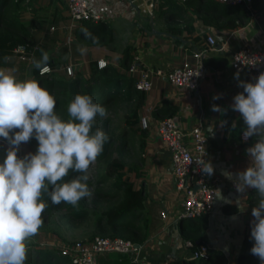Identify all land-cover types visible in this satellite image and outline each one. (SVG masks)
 <instances>
[{
    "label": "crops",
    "instance_id": "0c3cea01",
    "mask_svg": "<svg viewBox=\"0 0 264 264\" xmlns=\"http://www.w3.org/2000/svg\"><path fill=\"white\" fill-rule=\"evenodd\" d=\"M253 2L254 5L247 4L249 14L244 23L231 29L206 24L193 11L183 9L179 16H191L192 31L177 35L167 26L172 24L171 21L180 23L179 16L153 12L156 0H88L90 10L111 26L113 39L106 45H77L73 53L70 42L77 23L68 18L66 0H9L8 14L25 21L34 18L33 21L37 19L38 22L39 18H45L43 25L47 28L28 26V29L35 44L42 45L53 60L54 69L62 70L70 63L74 71L78 70L84 76L90 72V61L99 58L130 75L120 63L121 53L127 45H131L129 53L132 59L135 58L140 65L167 70L187 57L192 58L190 55L195 47H205L208 34L216 40L214 47L203 53L205 75L195 88L197 93L195 89L174 86L164 76L152 75L153 84L141 97L138 116V119L145 116L147 125L143 127L139 120L137 122L140 128L143 127L144 142L140 152L142 159L138 161L140 173L128 175L134 187L144 193L141 213L148 227L147 234L137 250L129 253L101 252L95 256V264H188L196 259L193 248L186 245L179 229L189 218L181 217V194L174 185L170 150L158 134V123L166 116L172 117L182 129L201 122L207 135V161L214 167L211 177L216 178L213 207L204 213L208 221L207 246L224 254L226 260L223 264H239V255L248 252L243 239L253 207L248 196L255 190L237 192L233 181L222 173L236 174L246 169L250 161L245 150L258 139L256 136L243 139V118L231 108L233 97L243 91L238 87V80L251 81L244 70L231 66L232 51L242 45L264 47V0ZM190 37L198 39L194 41L196 45L190 46ZM81 47L86 49L83 55L78 51ZM30 61L32 59L28 58L27 62ZM217 94L220 98L213 99ZM214 104L224 111H212ZM210 125L214 129L212 132ZM7 147V142L1 140L0 163L5 158ZM240 207L246 209L241 211ZM58 229L59 235L41 227L32 238L29 249L59 251L62 245L74 240L61 233V228ZM87 236L81 238L86 239Z\"/></svg>",
    "mask_w": 264,
    "mask_h": 264
},
{
    "label": "trees",
    "instance_id": "16d2710c",
    "mask_svg": "<svg viewBox=\"0 0 264 264\" xmlns=\"http://www.w3.org/2000/svg\"><path fill=\"white\" fill-rule=\"evenodd\" d=\"M16 1V0H15ZM254 1V0H253ZM251 2L250 4L254 2ZM9 0H0V66L9 62L5 57L25 56L35 62L41 58L42 45L35 44V39L28 26L43 28L44 17L33 21L34 18L25 21L20 17L8 14ZM153 12L159 15L166 13L171 16H179L180 12L190 10L202 22L214 27L231 29L244 23L249 11L246 4H230L216 0H156ZM69 18V15H68ZM168 18V17H166ZM181 22H172L167 26L172 33L180 35L182 32H191V16L178 17ZM40 22V23H39ZM53 22V21H51ZM47 28V27H45ZM88 35L86 36L85 31ZM73 41L70 42L71 50L77 45H106L113 39L111 26L104 20L80 19L72 30ZM98 38V43L94 42ZM192 37H190V40ZM198 40L193 37L190 46L196 45ZM201 47H195L199 49ZM131 45H127L121 55V66L127 68L131 62ZM76 48L73 49V53ZM78 58L75 59L77 61ZM203 65L206 61L202 58ZM208 62V61H207ZM26 60L18 62L24 67ZM51 71L41 75L38 69L32 68L33 79L41 86L47 88L56 99V112L63 119H68L67 105L76 94H90L94 99L106 107L108 115L105 118L97 117L96 127L103 130L109 140L105 143L102 154L97 158L95 164L97 173H89V187L92 196L80 202L78 208L61 203L53 205L45 196L48 207L43 213L42 227L59 235V227L68 224L74 226L85 219L91 218L92 227L88 238L95 235L121 236L135 243H141L147 234L148 227L142 219L141 210L144 206V193L142 189H136L128 176H123V171L139 174L138 161L142 159L143 149V127L137 125L139 107L142 95L145 91L137 89L134 85L135 74L127 75L115 66L106 63L102 67L96 65L95 60L90 61V72L84 76L76 70L73 75H68L64 70H55L51 57L48 61ZM65 64V63H64ZM65 66V65H64ZM2 140V139H0ZM126 155L131 156L130 163L124 161ZM128 173V175H129ZM78 173H70L66 179H71ZM252 191V190H251ZM250 191V192H251ZM258 201L257 193L251 192L248 202L254 207ZM193 223H183L179 226L181 235L187 240H193L195 247L207 244V216L205 214L193 217ZM248 217L243 242L248 249L247 253L239 255V264H260L257 257L250 254V248L254 241L250 240V221ZM189 220V219H188ZM226 260L224 254L216 249L207 247L206 253L188 264H223ZM25 264H74L69 256L64 255L56 249L30 248L28 262ZM140 264V263H133Z\"/></svg>",
    "mask_w": 264,
    "mask_h": 264
},
{
    "label": "clouds",
    "instance_id": "9594fccd",
    "mask_svg": "<svg viewBox=\"0 0 264 264\" xmlns=\"http://www.w3.org/2000/svg\"><path fill=\"white\" fill-rule=\"evenodd\" d=\"M94 42L98 43V38ZM78 51L83 55L86 49ZM41 53L33 66L42 69L43 75L50 56L42 49ZM238 87L243 91L233 97L231 108L243 118V139H258L245 150L250 161L246 169L222 174L233 181L237 192L254 189L257 193L258 201L251 209L250 240L254 242L250 254L264 264V72L254 81L238 80ZM219 98V94L213 97ZM212 111L224 109L214 104ZM67 115L68 119H63L57 114L55 97L37 80H20L0 69V139L8 144L0 163V264H25L29 244L44 223L45 196L53 205L78 208L93 194L89 169L109 140L103 130L93 129L96 118H105L108 112L92 95L78 93L68 103ZM209 128L214 130L211 125ZM33 138L36 151L18 155L20 146ZM196 162L207 175L214 173L210 161L201 158ZM70 173L78 175L66 179Z\"/></svg>",
    "mask_w": 264,
    "mask_h": 264
},
{
    "label": "built area",
    "instance_id": "2783aa9c",
    "mask_svg": "<svg viewBox=\"0 0 264 264\" xmlns=\"http://www.w3.org/2000/svg\"><path fill=\"white\" fill-rule=\"evenodd\" d=\"M69 19L77 23L80 19H99L98 14L92 12L88 0H66ZM224 3L249 4L252 0H216ZM206 46L195 49L190 57L185 58L174 67L163 69H149L140 65L135 58L128 66V71L136 75L134 85L141 91L151 88L152 75L164 76L171 84L177 87L195 89L205 75V66L202 62L203 53L213 48L216 40L212 34L206 36ZM22 58H27L21 56ZM107 60L99 58L96 61L98 67H102ZM231 66L236 70H244L251 81L260 72H264V47L254 48L247 45L239 46L231 53ZM51 71V65L45 66ZM64 70L68 75L73 73V65L66 64ZM41 73L42 69L38 70ZM145 116L139 118L140 125H147ZM158 134L161 140L170 150L174 185L181 194V217H197L213 207L216 198L215 180L201 171L196 160L207 161V135L201 122L192 125L188 129H182L172 117H163L158 123ZM243 137V132H242ZM234 186V183H233ZM235 187V186H234ZM140 243L121 236L95 235L92 238L77 239L62 245L60 252L68 255L74 264H95V256L106 251L129 253L138 249ZM186 245L193 248L195 257L203 256L207 251V245L201 244L195 247L192 240H186Z\"/></svg>",
    "mask_w": 264,
    "mask_h": 264
},
{
    "label": "rangeland",
    "instance_id": "374dc122",
    "mask_svg": "<svg viewBox=\"0 0 264 264\" xmlns=\"http://www.w3.org/2000/svg\"><path fill=\"white\" fill-rule=\"evenodd\" d=\"M242 5L245 3H241ZM28 58H22L21 56H9L8 61L6 62V64H3L2 66H0V69H3L7 72L12 73L13 75H15L18 79L20 80H24L26 78L28 79H33V74H32V68L34 67L33 63L27 62ZM22 60H26V64L24 67H20V65L18 64V62L22 61ZM180 64V63H179ZM178 65V64H177ZM175 66V65H174ZM74 66H73V73L71 75L74 74ZM1 141V140H0ZM37 148V141L35 140V138H33L29 143L27 144H22L20 146V150L18 152V155L22 156L27 152H35ZM131 156L130 155H126V157H124V161L126 163H130L131 161ZM97 166L94 163L90 169H89V173H97ZM130 171H123V175L125 174L126 176H128V173ZM194 218H189V220L187 219L185 222L189 221V223H193ZM92 227V220L91 218L85 219L83 222L79 223V224H74V226H70L68 224H64L62 226H60L59 228H61V233L65 234L66 237L68 238H72L74 240H79L82 239V236H87L89 231ZM94 228V227H92ZM88 237V236H87ZM71 240V241H74ZM70 241V242H71ZM197 259V257H196Z\"/></svg>",
    "mask_w": 264,
    "mask_h": 264
},
{
    "label": "water",
    "instance_id": "95a60500",
    "mask_svg": "<svg viewBox=\"0 0 264 264\" xmlns=\"http://www.w3.org/2000/svg\"><path fill=\"white\" fill-rule=\"evenodd\" d=\"M195 92L197 93V89H195Z\"/></svg>",
    "mask_w": 264,
    "mask_h": 264
}]
</instances>
